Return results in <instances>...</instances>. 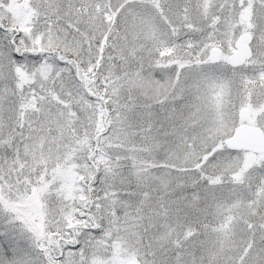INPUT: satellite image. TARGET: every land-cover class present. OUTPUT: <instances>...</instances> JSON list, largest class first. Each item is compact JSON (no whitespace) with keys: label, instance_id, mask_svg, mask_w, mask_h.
I'll return each instance as SVG.
<instances>
[{"label":"snow or ice","instance_id":"obj_1","mask_svg":"<svg viewBox=\"0 0 264 264\" xmlns=\"http://www.w3.org/2000/svg\"><path fill=\"white\" fill-rule=\"evenodd\" d=\"M0 264H264V0H0Z\"/></svg>","mask_w":264,"mask_h":264}]
</instances>
